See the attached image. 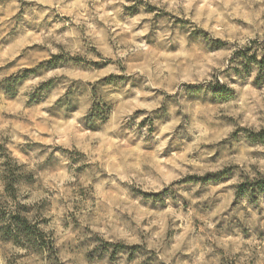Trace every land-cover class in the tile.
<instances>
[{"label":"rangeland","instance_id":"rangeland-1","mask_svg":"<svg viewBox=\"0 0 264 264\" xmlns=\"http://www.w3.org/2000/svg\"><path fill=\"white\" fill-rule=\"evenodd\" d=\"M0 264H264V0H0Z\"/></svg>","mask_w":264,"mask_h":264},{"label":"trees","instance_id":"trees-1","mask_svg":"<svg viewBox=\"0 0 264 264\" xmlns=\"http://www.w3.org/2000/svg\"><path fill=\"white\" fill-rule=\"evenodd\" d=\"M9 224H11L12 227L15 226V224H14L12 221H9ZM16 229H17V230H16V232H17V231H19L21 228H20V229H19V228H16ZM7 231H8L9 234H11V232H13V229H11V227H9V229H7Z\"/></svg>","mask_w":264,"mask_h":264}]
</instances>
